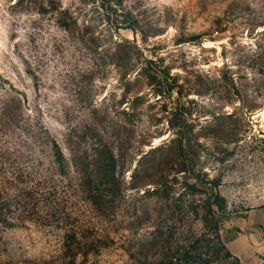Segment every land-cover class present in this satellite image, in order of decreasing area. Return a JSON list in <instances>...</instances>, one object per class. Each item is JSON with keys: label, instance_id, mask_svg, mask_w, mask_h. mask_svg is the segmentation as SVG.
I'll return each instance as SVG.
<instances>
[{"label": "rangeland", "instance_id": "1", "mask_svg": "<svg viewBox=\"0 0 264 264\" xmlns=\"http://www.w3.org/2000/svg\"><path fill=\"white\" fill-rule=\"evenodd\" d=\"M261 57L264 0H0V264H227L204 255L218 241L264 264V107L207 114L208 77L253 76ZM180 118L194 147L141 165ZM163 161L167 201L142 198ZM199 238L206 259L184 260Z\"/></svg>", "mask_w": 264, "mask_h": 264}, {"label": "trees", "instance_id": "2", "mask_svg": "<svg viewBox=\"0 0 264 264\" xmlns=\"http://www.w3.org/2000/svg\"><path fill=\"white\" fill-rule=\"evenodd\" d=\"M259 60H264L263 57H261ZM168 75V74H166ZM167 78V76H165ZM209 83L213 89V92H215V98H212L210 108L207 110V114L210 115L211 121H213V124L216 126H223L224 122L228 119H232L237 117V114L235 110L233 111H227L228 107H230L231 103L235 101V99H238L239 104H241V108H246V113L251 114L252 112H255L256 110L264 107V71H261L257 74H254L252 76H245L241 77L237 75V73H234L232 70H227L224 73L218 74L217 76L208 77ZM246 79V82L249 80L250 82H253L257 89L261 92V99L257 102V100H248V96L244 93L243 85L241 84L240 80ZM210 87V88H211ZM247 106V107H246ZM179 114V113H178ZM176 119V118H175ZM177 122H169L172 129H174L176 132L172 135V138L168 141V143L162 144L160 146L154 147L149 150L146 155L141 158V161L139 162L141 165H144V163L147 162V165L152 164L150 162L153 161V156H155L158 153L164 154L168 152L173 153H180L182 149L184 148H193L192 145L193 138L188 136L192 134V125L189 123L190 121L187 119H178ZM221 130V129H220ZM225 133V132H224ZM226 135H229L225 133ZM182 153V152H181ZM110 164L109 168L111 169L112 173L116 172V156L113 152L110 153ZM152 158L151 161H148V158ZM57 162L59 165H63L64 161L62 159L61 153L57 152L56 154ZM194 161V160H193ZM193 161H190V163H193ZM184 165L179 169L175 170L176 175L182 173V172H193V168H191L188 164L183 162ZM167 162H158L156 167V175L159 176V181L155 184L156 186L150 187L146 189L143 193L144 199L149 198H156L160 202L161 200L167 201V197L164 196L165 199L162 198V191L163 188L167 190V196H168V189L167 186L169 184V178L170 173L174 171V166L170 165ZM150 168H155V166H150ZM169 173V174H167ZM168 178V179H167ZM173 178H177L175 175H173ZM197 179L195 185L199 183L201 180L200 175L195 177ZM200 179V180H199ZM213 188V191L215 193V204L217 207H222L220 203L223 202V198L220 196L218 187L220 186V180L217 177H214V179H209L207 181ZM109 238V237H108ZM207 242L203 241V238H199L195 240V242L192 245V248L184 250L181 254V257H183L184 260H193L195 257H198V259H208V263H212L213 260L219 258L221 255L229 259L227 264H240L239 260L237 258H234L227 247L220 241H218V246L213 244H206V246H202L206 249L205 256L202 257L201 250L193 251V247L200 246V243ZM202 245V244H201ZM195 249V248H194ZM168 253L170 256L166 255V259H170V264L173 263V259L176 257L175 254H178V250H168Z\"/></svg>", "mask_w": 264, "mask_h": 264}]
</instances>
